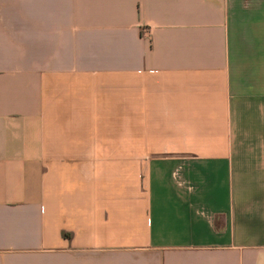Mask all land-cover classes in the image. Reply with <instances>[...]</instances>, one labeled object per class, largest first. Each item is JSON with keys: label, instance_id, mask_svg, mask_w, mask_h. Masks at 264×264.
Here are the masks:
<instances>
[{"label": "crops", "instance_id": "obj_1", "mask_svg": "<svg viewBox=\"0 0 264 264\" xmlns=\"http://www.w3.org/2000/svg\"><path fill=\"white\" fill-rule=\"evenodd\" d=\"M0 264H264V0H0Z\"/></svg>", "mask_w": 264, "mask_h": 264}]
</instances>
